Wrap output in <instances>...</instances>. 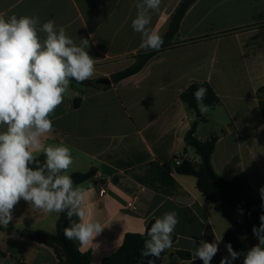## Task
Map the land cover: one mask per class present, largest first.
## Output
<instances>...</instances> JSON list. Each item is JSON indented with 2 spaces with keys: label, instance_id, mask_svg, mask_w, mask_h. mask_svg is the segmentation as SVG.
Masks as SVG:
<instances>
[{
  "label": "crops",
  "instance_id": "1",
  "mask_svg": "<svg viewBox=\"0 0 264 264\" xmlns=\"http://www.w3.org/2000/svg\"><path fill=\"white\" fill-rule=\"evenodd\" d=\"M182 1L161 0L150 27L164 44L140 72L104 89L97 80L111 78L151 51L141 47V34L132 28L139 0H0V15L6 18L38 16L40 26L54 20L77 45L80 38L89 39V55L96 59L92 82H70L63 103L50 116L54 131L42 142L71 148L74 162L68 175L98 172L79 184L94 189L88 196V218L104 227L92 242L80 244L93 264L114 255L127 233L143 234L149 221L169 211L178 214L177 240L160 258L144 257L138 264L150 259L155 264H203L194 256L199 242L221 237L210 264H220L228 255L225 234L231 223L199 191L196 177L165 168L184 155L185 134L195 115L181 94L194 83H209L222 101L209 108L197 131L204 141L220 135L212 160L216 173L226 180L246 173L260 195L264 187V0H197L178 34L166 40ZM5 130L0 125V132ZM39 156L44 154L37 152ZM184 156L199 162L193 148ZM101 187L107 190L103 196ZM235 211L230 212L232 222H243ZM60 214L21 200L10 224L54 234ZM179 251L191 253V259H182ZM243 259L240 255L232 264H243ZM0 264L58 263L47 246L0 230Z\"/></svg>",
  "mask_w": 264,
  "mask_h": 264
},
{
  "label": "clouds",
  "instance_id": "2",
  "mask_svg": "<svg viewBox=\"0 0 264 264\" xmlns=\"http://www.w3.org/2000/svg\"><path fill=\"white\" fill-rule=\"evenodd\" d=\"M161 0H139L132 28L141 34V47L158 51L164 38L150 27L152 13L160 9ZM45 33L41 39L39 33ZM87 49V50H86ZM89 39L80 38L77 45L64 27L54 20L40 26L38 16L0 15V226L7 228L13 219L15 206L24 200L45 213H64L69 219L65 237L87 245L104 227L89 219L91 185H75L68 170L73 164L71 148L64 144H45L42 137L54 131L51 114L64 101L70 82L90 80L96 59L89 55ZM207 89L199 87L193 93L200 114L209 111L204 103ZM82 99H86L83 98ZM45 156L43 163L36 153ZM264 199V187L260 189ZM241 214L243 210H240ZM77 220L73 221L72 218ZM252 232L258 243L246 253L225 244L228 255L220 264H232L240 255L243 264H264V215ZM179 223L175 211L156 218L147 230L142 256L160 258L172 247L173 233ZM222 237L215 242L201 240L194 251L195 258L210 264L219 250ZM148 264H155L150 259Z\"/></svg>",
  "mask_w": 264,
  "mask_h": 264
},
{
  "label": "trees",
  "instance_id": "3",
  "mask_svg": "<svg viewBox=\"0 0 264 264\" xmlns=\"http://www.w3.org/2000/svg\"><path fill=\"white\" fill-rule=\"evenodd\" d=\"M197 0H183L173 16L171 17L169 29L165 35L166 40L174 38L179 31L180 24L190 9ZM157 51L151 50L139 54L133 65L116 72L111 75V82L118 83L140 72L145 65L156 55ZM74 83H78L72 80ZM92 81L87 80L82 85H88ZM98 88H108L109 86L97 85ZM204 87L207 91V96L204 103L209 105V108L222 104V101L213 87L206 82H197L189 86L181 94V99L187 107V110L195 115V119L191 127L185 134V149L184 155H187L188 149L193 148L200 162L186 158L184 155L181 158L179 165L173 162L165 164V168L169 172H174L180 175H191L197 178V187L199 191L210 202L214 204L215 210L225 216L231 223L226 231L225 240L231 243L233 249L247 252L252 246L258 243L253 235V226L259 227L261 221L259 217L264 215V199L255 191L249 181L246 173H239L229 180L219 176L213 167V154L217 143L220 139L219 134H213L207 140L198 138L197 131L200 122L206 120L205 114H200L197 109V102L194 99L193 93L197 88ZM261 108L264 113V88L261 90ZM78 103V100H77ZM40 163L46 159L45 156L36 157ZM97 170L91 169L86 173H73L72 179L74 186L79 185L87 180L97 176ZM243 210V222L234 224L232 222L230 212L235 210ZM73 221L77 218L74 216ZM155 220L149 221L146 230L143 234L127 233L123 243L118 251L109 257H106L101 264H138L145 256H142L144 242L148 238L147 230L150 229ZM69 219L66 214L61 213L57 221L56 233L52 234L43 230H28L13 227L10 223L7 228L0 226V230H5L9 234H13L18 238L30 240L40 245L47 246L52 249L58 264H93L90 252H82L80 243L75 240H69L65 237L64 230L69 226ZM177 240V235L173 233V242ZM182 259H191V253L179 251Z\"/></svg>",
  "mask_w": 264,
  "mask_h": 264
},
{
  "label": "built area",
  "instance_id": "4",
  "mask_svg": "<svg viewBox=\"0 0 264 264\" xmlns=\"http://www.w3.org/2000/svg\"><path fill=\"white\" fill-rule=\"evenodd\" d=\"M181 158L182 156H178L176 157L174 160H173V163L176 164V165H179L180 162H181ZM106 188L105 187H101L100 189V195L103 196L104 194H106Z\"/></svg>",
  "mask_w": 264,
  "mask_h": 264
},
{
  "label": "water",
  "instance_id": "5",
  "mask_svg": "<svg viewBox=\"0 0 264 264\" xmlns=\"http://www.w3.org/2000/svg\"><path fill=\"white\" fill-rule=\"evenodd\" d=\"M97 83L99 85H102V86H108L112 82H111V79L110 78H101V79L97 80ZM198 161L200 162V159H198Z\"/></svg>",
  "mask_w": 264,
  "mask_h": 264
},
{
  "label": "rangeland",
  "instance_id": "6",
  "mask_svg": "<svg viewBox=\"0 0 264 264\" xmlns=\"http://www.w3.org/2000/svg\"><path fill=\"white\" fill-rule=\"evenodd\" d=\"M235 216H237V218L240 220V221H242L243 220V215L241 214V212L240 211H235V214H234ZM17 239V238H16ZM17 240H19V239H17Z\"/></svg>",
  "mask_w": 264,
  "mask_h": 264
}]
</instances>
